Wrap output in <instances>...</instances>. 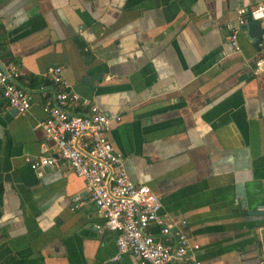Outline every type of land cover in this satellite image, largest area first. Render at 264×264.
Returning <instances> with one entry per match:
<instances>
[{
    "label": "crops",
    "instance_id": "0c3cea01",
    "mask_svg": "<svg viewBox=\"0 0 264 264\" xmlns=\"http://www.w3.org/2000/svg\"><path fill=\"white\" fill-rule=\"evenodd\" d=\"M264 0H0V67L31 108L13 114L0 86V264H142L38 124L45 93L30 83L48 67L82 100L119 115L108 138L137 184L159 196L166 221L183 228L201 264H264V22H249L233 52L236 9ZM83 112V108L78 109ZM83 204L73 209V197Z\"/></svg>",
    "mask_w": 264,
    "mask_h": 264
},
{
    "label": "built area",
    "instance_id": "2783aa9c",
    "mask_svg": "<svg viewBox=\"0 0 264 264\" xmlns=\"http://www.w3.org/2000/svg\"><path fill=\"white\" fill-rule=\"evenodd\" d=\"M264 22V3L236 9L235 23L228 28L227 40L233 52H239V33L249 22ZM254 74L264 72V57L253 61ZM22 67L10 61L0 67V86L8 105L24 114L31 108L28 92L17 83L23 76ZM39 88L44 91L42 110L45 118L38 127L43 150L51 144L56 155L27 158L32 169L66 163L84 178L85 190L104 226L116 233L117 251L139 257L142 264H201L194 253L199 245L191 244L186 231L166 221L160 212L161 201L146 184L135 183L124 167L123 155L108 138L113 122L119 115H108L97 104L71 90L63 78L62 67L53 65L41 74ZM83 108V112L78 109ZM83 204L79 194L73 197V209Z\"/></svg>",
    "mask_w": 264,
    "mask_h": 264
},
{
    "label": "water",
    "instance_id": "95a60500",
    "mask_svg": "<svg viewBox=\"0 0 264 264\" xmlns=\"http://www.w3.org/2000/svg\"><path fill=\"white\" fill-rule=\"evenodd\" d=\"M1 68H4L3 66H1ZM11 113L13 114H16L17 111L14 109V108H11ZM263 208H259L255 211H253L254 214H258V215H264V211L262 210ZM259 237H260V240H261V244H262V248H263V253H264V227H261L259 229Z\"/></svg>",
    "mask_w": 264,
    "mask_h": 264
},
{
    "label": "trees",
    "instance_id": "16d2710c",
    "mask_svg": "<svg viewBox=\"0 0 264 264\" xmlns=\"http://www.w3.org/2000/svg\"><path fill=\"white\" fill-rule=\"evenodd\" d=\"M1 48V47H0ZM42 79H37L34 77V79H31L30 83L34 86H39L41 83Z\"/></svg>",
    "mask_w": 264,
    "mask_h": 264
}]
</instances>
